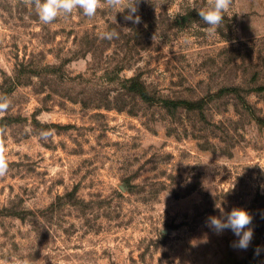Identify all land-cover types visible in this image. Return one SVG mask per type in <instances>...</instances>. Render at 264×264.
<instances>
[{
    "label": "rangeland",
    "instance_id": "1",
    "mask_svg": "<svg viewBox=\"0 0 264 264\" xmlns=\"http://www.w3.org/2000/svg\"><path fill=\"white\" fill-rule=\"evenodd\" d=\"M0 264H264V0H0Z\"/></svg>",
    "mask_w": 264,
    "mask_h": 264
},
{
    "label": "trees",
    "instance_id": "2",
    "mask_svg": "<svg viewBox=\"0 0 264 264\" xmlns=\"http://www.w3.org/2000/svg\"><path fill=\"white\" fill-rule=\"evenodd\" d=\"M131 81H136L134 78H131ZM133 92H135L136 95H138L140 98H144L145 96V87L141 82H136V87H133ZM164 102V101H163ZM165 107L164 105H162ZM106 108H110V105H105ZM118 110H122V107H116Z\"/></svg>",
    "mask_w": 264,
    "mask_h": 264
}]
</instances>
